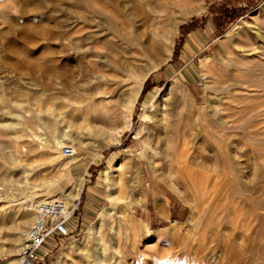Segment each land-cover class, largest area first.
I'll return each mask as SVG.
<instances>
[{"label": "rangeland", "instance_id": "1", "mask_svg": "<svg viewBox=\"0 0 264 264\" xmlns=\"http://www.w3.org/2000/svg\"><path fill=\"white\" fill-rule=\"evenodd\" d=\"M77 1L0 0V94L11 110L0 107V247L29 199L53 193L76 210L43 264H87L94 224L121 191L131 222L103 227L107 243L127 233L121 264H264V0H152L131 74L89 51L116 38ZM105 1L127 12L125 0ZM55 94L49 109L72 112L54 122L75 159L38 119ZM2 250L1 262L14 258Z\"/></svg>", "mask_w": 264, "mask_h": 264}, {"label": "bare ground", "instance_id": "2", "mask_svg": "<svg viewBox=\"0 0 264 264\" xmlns=\"http://www.w3.org/2000/svg\"><path fill=\"white\" fill-rule=\"evenodd\" d=\"M79 2H82L85 5V7H82V9L83 8L84 9L87 8V10L91 13L90 15H92L91 17H93V18L95 17L98 20H100L103 24H105V30L106 31L104 30L105 32L104 33L102 32L100 34H102L104 36L108 35V37H109V35H111V36L113 35V38H116V39H114L115 40L114 45L113 44L110 45L109 44L110 42L108 43L109 45L107 44L108 45V48L107 47H103V46L102 47H99L100 45L97 46L98 45V42L97 43L96 42L94 43V44H97L96 46L93 45V43H92V46L93 47H91V46L89 47V51L90 52L97 53V57H98V60H99V64L101 65V63H102L103 66H105L106 68H108V70L112 68V69H114V70L116 69L118 71L130 72V74L132 72H135V70H136V63H134V61H138L141 58V56L144 55V53L142 51V48L143 47L140 46V42H141V39H142V36H143V29L140 28V27L142 25H145L146 23L150 26V24H151L150 21H155L154 19L151 18V16L149 17V14L146 15V7L151 5L152 0H125L124 3H125V7L127 9H125L124 11L125 12L127 11L126 13H122L120 10H117V9L113 8L111 6V4H109L111 1L110 2H107L105 0H78L77 3H79ZM121 2H122V0H121ZM118 6H116V7H118ZM77 7H79V5ZM87 10H85V11L87 12ZM76 14H78V16H79V12H77ZM144 15H146L147 18L144 17ZM144 20H145V22L146 21H149V22H146L145 23ZM143 22L145 24H141ZM105 33H106V35H105ZM108 37H106V39ZM93 40L90 39V40H88V42H94ZM140 47H142V48H140ZM76 48L78 50H82L83 49V47L81 48L79 45ZM117 49L119 51H121L122 54H124V53H127L128 54V56L126 57V59L125 58L123 60L120 59L121 56L118 55L115 52ZM118 50H117V52H118ZM121 53H119V54H121ZM127 54H125V55H127ZM82 55H83V53H82ZM90 55L91 54H88L87 56H85V58L86 57L88 58ZM79 56H80V54H79ZM130 58H132L133 60L131 61ZM95 63L96 62H93L92 60H89V65H91V67ZM97 68H93L92 69L91 72L93 73V75H94V73L97 74V75H100V73H102V76L101 77H103L104 80H110V79H112V78H109V75H108L109 72H107V74H106V72L103 73V72H101V69H99L100 70V72H99V71L96 70ZM106 70L107 69H105L104 71H106ZM111 72H114V71L112 70ZM111 72H110V75H111ZM145 75L147 77V75H149V73H147ZM122 76H121V78H122ZM129 76H131V75H129ZM114 77H115V75H114ZM119 79L120 78H116L115 77V79H113V80H116L117 81ZM145 79L146 78H140L139 80L136 81V84H137L136 95H135V98L133 97V100L134 101L131 103V105L133 107H134L135 103L137 102V98H138V96H139V94L141 92L142 85H143ZM90 80H91V78H90ZM119 81H121V80H119ZM107 83H108V81H107ZM97 84H98V82H97ZM117 84L119 86V82ZM104 85L107 86V84H104ZM105 86H103V87L105 88ZM100 88H101V86H100ZM122 88H120V89H122ZM108 91H110V89ZM89 92L92 93L91 91L88 90V93ZM118 92H120V91H118ZM122 92H123V90H122ZM93 93H95V92H93ZM110 93H111V91H110ZM119 94H121V93H119ZM119 94H118V96H119ZM132 95L133 94H131V97H132ZM88 96H89V94H88ZM56 98H57V95L56 94L55 95H51V96H46L44 98V100H43V109L38 112L39 113L38 114V119L40 121V124L44 127V129H47V132H49L50 136L55 140L56 146L58 148H61V151L60 152H61V155L63 156V148L64 147H67V145L69 143H73V141L72 140L71 141H66L65 140L66 137H63V138L59 137V135H58V128H57L56 123L54 122V120H56L57 118H59V119H61V121L66 122V123H69V121L72 119V112L62 111L61 108L60 109L57 108L59 110V112L57 110L54 111L53 110L54 108H50L49 109V106H50L49 104H50L51 100H53V99L55 100ZM75 103H76V101H75ZM7 105H9V101L7 99H5L2 94H0V107L1 106L4 107V106H7ZM14 105H16L17 107H21L17 103L16 104L14 103ZM4 108H7V113H11V110L9 109V107H4ZM5 128L10 129L11 128V125L10 124H7L5 126ZM35 137H37L38 140L42 141V144H45V142H43L44 139H42L41 136L35 135ZM52 138H51V140H52ZM46 155L48 156V159L52 158V156L54 157L53 153L51 154L50 151H48L46 153ZM77 156H78V154H75L74 156H71L69 159H75V158H77ZM11 157H12L11 160L13 159L12 162L14 163L15 160H17V157L14 156V155H11ZM62 164L63 165H67V164H65L63 162H62ZM105 175L107 176V174H104V176ZM2 176L3 177H6L5 174L2 175ZM4 180L6 182V179L5 178H4ZM122 193L123 192L120 191V195L118 194L117 196H115L111 192H109L108 197L111 199V201L113 203V206L106 208L100 214L99 219L94 224V227H93V238L94 239L93 240L96 239V242L94 241L95 242L94 243V246L91 247V248L86 246L85 247V250L83 249L84 250V254H85V258L87 260V264H121L120 263V260H119V258L122 256V254H121L122 252L120 250V245L124 242L125 239H127V237H128L127 236V233L126 232H125V234L122 233V232L121 233H118L116 231L118 234H117L115 240L114 241L111 240L112 242L107 243L106 238L104 237L106 235H104V230H103L104 228L103 227L104 226L105 227L106 226L109 227V225L111 224L110 219H112L114 217V219H118V222L119 223H118L117 226H118V229L121 228L120 231L128 228L127 227L128 226V222L130 223L131 221H127L126 222V220H125L126 217H125V210L123 209V207H124L123 200L124 199H123ZM114 194H115V192H114ZM53 196H54V194L53 193H50L49 196L47 198H45V199H51V198H53ZM36 198H39V196H37V197H35V196L31 197L29 199L30 202H29V204H27V209L24 212V214L21 215L15 221L12 220L13 222L9 226V230L10 231L7 234L8 240L4 244H2V245H5V246H1L0 247V252H1L2 249H3L2 251L6 250L8 252H14L12 254V257H14V258L12 260L9 259L7 262H1L0 261V264H13L18 259L15 256L19 255V253L17 254V251L20 250L21 245L23 244V238L20 236V231H21V229H23L25 227H29V225L31 224V219L33 218L32 216H33L34 209H35V203L38 201ZM157 207L160 208V209H163L164 208V205H163V203L160 202V203L157 204ZM113 212H114V214H113ZM123 221H124V224L122 226V222ZM114 223H115V221H114ZM110 228H111V232L112 233L115 232V226L114 227H110ZM147 230L149 232H153L151 229H147Z\"/></svg>", "mask_w": 264, "mask_h": 264}, {"label": "built area", "instance_id": "3", "mask_svg": "<svg viewBox=\"0 0 264 264\" xmlns=\"http://www.w3.org/2000/svg\"><path fill=\"white\" fill-rule=\"evenodd\" d=\"M75 154V147L63 148V156ZM75 210L65 198L36 202L33 223L23 231V244L13 264H43L51 253L49 242L69 234L68 222Z\"/></svg>", "mask_w": 264, "mask_h": 264}, {"label": "crops", "instance_id": "4", "mask_svg": "<svg viewBox=\"0 0 264 264\" xmlns=\"http://www.w3.org/2000/svg\"><path fill=\"white\" fill-rule=\"evenodd\" d=\"M158 199V198H157ZM156 202H157V200H156ZM156 205V204H155ZM157 208V207H156ZM172 215H173V213H172V211H170V214L168 215V217H172Z\"/></svg>", "mask_w": 264, "mask_h": 264}]
</instances>
